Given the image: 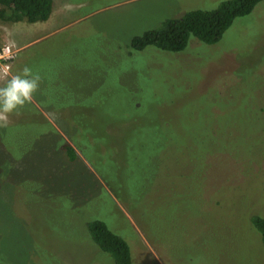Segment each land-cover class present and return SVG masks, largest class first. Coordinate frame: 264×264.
Returning <instances> with one entry per match:
<instances>
[{
	"label": "rangeland",
	"instance_id": "rangeland-1",
	"mask_svg": "<svg viewBox=\"0 0 264 264\" xmlns=\"http://www.w3.org/2000/svg\"><path fill=\"white\" fill-rule=\"evenodd\" d=\"M221 1L53 0L46 23L14 24L29 46L0 86L25 66L41 81L0 116V264H116L94 218L135 264H264V0L215 43L132 47Z\"/></svg>",
	"mask_w": 264,
	"mask_h": 264
},
{
	"label": "trees",
	"instance_id": "trees-1",
	"mask_svg": "<svg viewBox=\"0 0 264 264\" xmlns=\"http://www.w3.org/2000/svg\"><path fill=\"white\" fill-rule=\"evenodd\" d=\"M263 0H222L213 9H191L181 16L166 19L160 26L132 39L136 50L157 46L166 50H183L190 36L206 43L219 41L236 18L247 15ZM53 0H0V19L29 23L46 21L53 9ZM1 47V46H0ZM69 152L72 151L68 147ZM252 226L264 243V216L253 214ZM93 241L110 254L116 264H135L129 243L98 218L87 223Z\"/></svg>",
	"mask_w": 264,
	"mask_h": 264
},
{
	"label": "clouds",
	"instance_id": "clouds-1",
	"mask_svg": "<svg viewBox=\"0 0 264 264\" xmlns=\"http://www.w3.org/2000/svg\"><path fill=\"white\" fill-rule=\"evenodd\" d=\"M41 76L25 66L0 86V116L18 115L20 110L33 101L40 88Z\"/></svg>",
	"mask_w": 264,
	"mask_h": 264
},
{
	"label": "built area",
	"instance_id": "built-area-1",
	"mask_svg": "<svg viewBox=\"0 0 264 264\" xmlns=\"http://www.w3.org/2000/svg\"><path fill=\"white\" fill-rule=\"evenodd\" d=\"M18 52V49L16 48L15 44L10 43H4L0 47V65H5V67L8 69L10 68L11 63L13 62L14 58L16 57ZM3 71H6V69H3Z\"/></svg>",
	"mask_w": 264,
	"mask_h": 264
},
{
	"label": "crops",
	"instance_id": "crops-1",
	"mask_svg": "<svg viewBox=\"0 0 264 264\" xmlns=\"http://www.w3.org/2000/svg\"><path fill=\"white\" fill-rule=\"evenodd\" d=\"M48 20V19H47ZM47 20L46 21H42V22H35V23H33L35 26L36 25H38V24H42L43 22H47ZM20 22V21H19ZM19 22H10L9 23V25H7V28L9 29V31H10V37L9 38H11L10 40H12L13 42H14V44H16V43H20V48L21 49H23L24 47H28L29 46V43L28 42H21L20 40V38L21 37H23L22 35L20 36V37H17V34L16 33H14V32H12V29H14L15 30V28H18V27H16V25H14V24H18ZM30 24H32V23H30ZM20 28V27H19ZM29 29V28H28ZM6 32H8V31H6ZM7 34V33H6ZM6 34H5V36H6ZM24 34H27V31H25L24 32ZM4 35L1 33V31H0V43H2L3 41H4ZM17 45V44H16ZM18 46V45H17ZM15 61V59L13 60V62ZM12 62V64H11V68L12 69H14L15 68V63H13Z\"/></svg>",
	"mask_w": 264,
	"mask_h": 264
}]
</instances>
